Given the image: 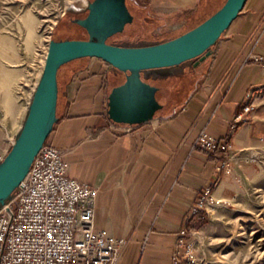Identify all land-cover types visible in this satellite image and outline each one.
Wrapping results in <instances>:
<instances>
[{"label":"crops","instance_id":"obj_1","mask_svg":"<svg viewBox=\"0 0 264 264\" xmlns=\"http://www.w3.org/2000/svg\"><path fill=\"white\" fill-rule=\"evenodd\" d=\"M146 1L167 17L194 16L215 2ZM250 55L264 56V0H247L192 72L140 73L139 83L163 94L153 117L137 125L115 123L108 114L110 97L120 105L126 94L109 93L123 86L125 73L94 64L70 73L46 143L62 151L70 178L97 189L95 227L125 241L116 264H170L176 234L198 196L210 188L217 202L232 200L261 171L264 70ZM247 93L255 109L232 131ZM202 131L230 146L227 172L216 171L218 154L191 149Z\"/></svg>","mask_w":264,"mask_h":264},{"label":"rangeland","instance_id":"obj_2","mask_svg":"<svg viewBox=\"0 0 264 264\" xmlns=\"http://www.w3.org/2000/svg\"><path fill=\"white\" fill-rule=\"evenodd\" d=\"M90 1L0 0V161L24 123L43 72L49 41L86 40L87 34L76 22L84 16ZM225 1L215 0L194 16L167 17L169 12L159 16L149 1L128 0L134 22L109 43L136 47L171 40L202 23ZM195 61L141 74L159 78L180 75L192 72ZM89 64L110 67L95 58L62 66L57 76L58 105L70 73ZM201 222L204 224L195 230L198 232L196 264H264V163L241 194L215 203Z\"/></svg>","mask_w":264,"mask_h":264},{"label":"built area","instance_id":"obj_3","mask_svg":"<svg viewBox=\"0 0 264 264\" xmlns=\"http://www.w3.org/2000/svg\"><path fill=\"white\" fill-rule=\"evenodd\" d=\"M249 59L264 70V56ZM246 99L231 121L232 131L245 124L255 109L250 93ZM191 149L218 154L221 162L216 171L229 170L227 143L202 131ZM96 196L95 187L68 176L62 151L45 143L24 180L1 205L0 264H116L125 241L95 227ZM215 203L210 188L198 196L176 234L170 264H196L198 232L191 227L204 220Z\"/></svg>","mask_w":264,"mask_h":264},{"label":"water","instance_id":"obj_4","mask_svg":"<svg viewBox=\"0 0 264 264\" xmlns=\"http://www.w3.org/2000/svg\"><path fill=\"white\" fill-rule=\"evenodd\" d=\"M247 0H226L220 9L202 23L171 40L148 45L125 47L108 44L106 38L123 32L132 23L125 0H93L88 18L81 23L88 32H99L98 40H65L48 43L41 78L34 90L21 130L10 150L0 161V205L14 193L45 144L57 120L58 81L60 68L72 61L95 58L122 73H130L136 80L141 72L172 68L195 61L204 62L210 49L229 29L243 10ZM119 105L112 95L109 117L115 123L141 124L154 115L157 89L135 81ZM124 86L113 93H124ZM125 97V98H124ZM129 101L125 105L126 101ZM128 103V102H127ZM131 105V106H130Z\"/></svg>","mask_w":264,"mask_h":264},{"label":"flooded vegetation","instance_id":"obj_5","mask_svg":"<svg viewBox=\"0 0 264 264\" xmlns=\"http://www.w3.org/2000/svg\"><path fill=\"white\" fill-rule=\"evenodd\" d=\"M92 1H93V0H91V1L89 2V4H90ZM89 4H88V6H87L86 13L84 14L83 17L80 18V20H78V21L76 22V24L80 27L81 30H83V31L87 34V39H86V40H89V39H92V40H98V39L103 38V37H101V35H100L99 32H96V31H90V32H88V30H87L86 28H84V27L81 26V23H82L83 21H85V20L88 18V15H89V10H88V8H89ZM125 4H126V8H127V11H128V13H129V15L132 17V23H131V24H127V25H125L123 32L125 31V29H126L128 26L132 25L133 22H134V16L132 15V13H131V11H130V5H129L128 0H125ZM123 32H122V33H123ZM120 34H121V33H120ZM117 35H119V34H116V35H114V36H117ZM114 36H111V37H109V38H106V42H107L108 44H110V43H109V40L112 39ZM125 74H126V76H125V78H124V81H123L122 85L124 86V87H123V89H124V93H127V92H128V86H127V84H126L127 81L131 82V84H130L131 88H132V89H135L136 87H138V86L136 85V83H135V81H138V78L135 76V78H136V80H135V79L133 78L134 76H132L130 73H125ZM139 75H140V74H139ZM156 89H157V91H156V93H155V101H156V107L159 108L160 105H161V103H160V97H161V95H162L163 93H160L161 90H162V88L157 87ZM113 92H114V91H113V88H111V90H110L109 93H113ZM125 101H126V100H125ZM127 102H128V103H127ZM127 104H128V106H129V101H126L125 105H127ZM130 106H131V105H130Z\"/></svg>","mask_w":264,"mask_h":264},{"label":"trees","instance_id":"obj_6","mask_svg":"<svg viewBox=\"0 0 264 264\" xmlns=\"http://www.w3.org/2000/svg\"><path fill=\"white\" fill-rule=\"evenodd\" d=\"M153 44H158V42H155V43H153ZM153 44H151V45H153ZM58 94H59V91H58ZM47 139H48V138H47ZM46 141H47V140H46ZM45 143H46V142H45ZM199 222H200V221H198L197 224H198ZM203 224H204V223L201 222V224L199 223V225L193 226V229H194V230H197V229H199Z\"/></svg>","mask_w":264,"mask_h":264},{"label":"bare ground","instance_id":"obj_7","mask_svg":"<svg viewBox=\"0 0 264 264\" xmlns=\"http://www.w3.org/2000/svg\"><path fill=\"white\" fill-rule=\"evenodd\" d=\"M46 57V56H45ZM45 63V62H44ZM44 67V66H43Z\"/></svg>","mask_w":264,"mask_h":264}]
</instances>
